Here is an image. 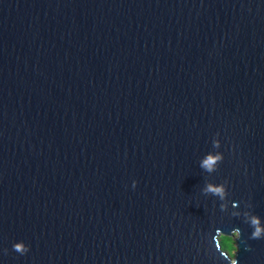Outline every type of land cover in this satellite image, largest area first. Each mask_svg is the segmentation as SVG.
<instances>
[{
  "label": "water",
  "instance_id": "1",
  "mask_svg": "<svg viewBox=\"0 0 264 264\" xmlns=\"http://www.w3.org/2000/svg\"><path fill=\"white\" fill-rule=\"evenodd\" d=\"M245 212L264 218V0H0V264H228L234 227L238 264H264Z\"/></svg>",
  "mask_w": 264,
  "mask_h": 264
},
{
  "label": "clouds",
  "instance_id": "2",
  "mask_svg": "<svg viewBox=\"0 0 264 264\" xmlns=\"http://www.w3.org/2000/svg\"><path fill=\"white\" fill-rule=\"evenodd\" d=\"M214 144L217 148L220 147L221 141L216 139ZM224 159L223 152H209L206 153L199 162V167L207 172H213L216 170L217 165L220 164ZM137 181H132V187L135 188ZM203 191L205 193H211L214 196H219L221 200L226 199L227 196V187L225 184H214L208 183ZM232 206L234 208H238V202L233 201ZM221 207H225V205H221ZM241 215H245L247 218V223L251 228L250 239H262L264 238V218L254 214V213H239ZM241 237V230L239 227H234L230 232H226L221 228L215 229V235L213 236V240L215 241V247L220 252L221 256H223L228 264H238L237 253L239 250L238 241ZM12 249L24 255L30 251V246L26 244L23 240L16 241L12 244ZM7 252V249H4Z\"/></svg>",
  "mask_w": 264,
  "mask_h": 264
}]
</instances>
